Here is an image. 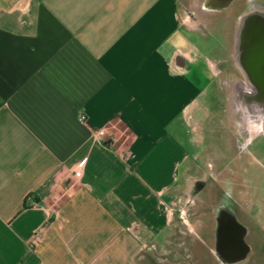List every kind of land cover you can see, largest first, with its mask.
<instances>
[{"label": "crops", "instance_id": "1", "mask_svg": "<svg viewBox=\"0 0 264 264\" xmlns=\"http://www.w3.org/2000/svg\"><path fill=\"white\" fill-rule=\"evenodd\" d=\"M224 1L0 0V264H138L207 177L264 261V145L239 152L216 94Z\"/></svg>", "mask_w": 264, "mask_h": 264}, {"label": "rangeland", "instance_id": "2", "mask_svg": "<svg viewBox=\"0 0 264 264\" xmlns=\"http://www.w3.org/2000/svg\"><path fill=\"white\" fill-rule=\"evenodd\" d=\"M243 0H236L230 13L231 19L234 12L242 9ZM218 37L219 36H215ZM226 59L218 62L221 70L217 78L219 88H216L219 103L226 111L229 109L230 85L239 76L231 53H228ZM223 123L226 127L225 146L233 148L231 123L228 121V114H222ZM230 129V130H229ZM224 132L225 130H221ZM212 156V154H211ZM212 157H210L211 164ZM195 177H201V173L193 172ZM206 186L209 188L205 195L200 196L198 202L197 191L192 192L191 197L176 202L173 210V217L168 230L164 236L158 238L157 243L147 248L148 251L141 254L138 264H207L211 260V229L212 213L211 206L213 203V184L211 177L206 178ZM254 264H264L260 258L252 260Z\"/></svg>", "mask_w": 264, "mask_h": 264}, {"label": "water", "instance_id": "3", "mask_svg": "<svg viewBox=\"0 0 264 264\" xmlns=\"http://www.w3.org/2000/svg\"><path fill=\"white\" fill-rule=\"evenodd\" d=\"M234 0H225L228 7ZM233 61L243 81L232 90L237 131L249 143L264 139V7L239 15L233 35Z\"/></svg>", "mask_w": 264, "mask_h": 264}, {"label": "flooded vegetation", "instance_id": "4", "mask_svg": "<svg viewBox=\"0 0 264 264\" xmlns=\"http://www.w3.org/2000/svg\"><path fill=\"white\" fill-rule=\"evenodd\" d=\"M241 5L242 9L238 13V17L254 6L264 7V0H243ZM237 71L240 77L236 78L230 85L231 91L239 82L243 81L240 71L238 69ZM236 143L241 154L250 153L257 144V142L254 144L249 143L240 134H237ZM258 143L264 145V139H261ZM210 209L213 223L211 229L212 244L210 249L211 260L207 264H249L250 248L246 244V238L243 234L244 228L235 220V214L229 206L228 197L221 196L218 203L212 204Z\"/></svg>", "mask_w": 264, "mask_h": 264}, {"label": "built area", "instance_id": "5", "mask_svg": "<svg viewBox=\"0 0 264 264\" xmlns=\"http://www.w3.org/2000/svg\"><path fill=\"white\" fill-rule=\"evenodd\" d=\"M84 118L81 117V120H83ZM95 135L98 137V138H104L105 135H106V130L105 129H98L96 130L95 132ZM73 172L76 176L78 177H81L82 174H83V168L81 165H78L76 166L74 169H73ZM35 205V204H34ZM42 241V235L38 232V233H35L32 237V244L34 246H37L40 244V242Z\"/></svg>", "mask_w": 264, "mask_h": 264}]
</instances>
